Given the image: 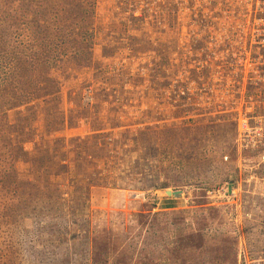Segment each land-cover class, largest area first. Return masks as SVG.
Returning a JSON list of instances; mask_svg holds the SVG:
<instances>
[{
  "label": "rangeland",
  "instance_id": "1",
  "mask_svg": "<svg viewBox=\"0 0 264 264\" xmlns=\"http://www.w3.org/2000/svg\"><path fill=\"white\" fill-rule=\"evenodd\" d=\"M120 1L0 0V264H264V0Z\"/></svg>",
  "mask_w": 264,
  "mask_h": 264
},
{
  "label": "water",
  "instance_id": "2",
  "mask_svg": "<svg viewBox=\"0 0 264 264\" xmlns=\"http://www.w3.org/2000/svg\"><path fill=\"white\" fill-rule=\"evenodd\" d=\"M181 193V191H172V190H167V194L171 195V194H179Z\"/></svg>",
  "mask_w": 264,
  "mask_h": 264
},
{
  "label": "trees",
  "instance_id": "3",
  "mask_svg": "<svg viewBox=\"0 0 264 264\" xmlns=\"http://www.w3.org/2000/svg\"><path fill=\"white\" fill-rule=\"evenodd\" d=\"M121 4H123L124 6L130 5L129 3H127L125 0L120 1Z\"/></svg>",
  "mask_w": 264,
  "mask_h": 264
}]
</instances>
